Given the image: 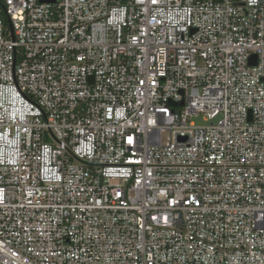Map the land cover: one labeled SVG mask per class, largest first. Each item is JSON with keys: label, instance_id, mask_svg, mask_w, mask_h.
I'll use <instances>...</instances> for the list:
<instances>
[{"label": "built area", "instance_id": "1", "mask_svg": "<svg viewBox=\"0 0 264 264\" xmlns=\"http://www.w3.org/2000/svg\"><path fill=\"white\" fill-rule=\"evenodd\" d=\"M41 1L0 0V264H264V0Z\"/></svg>", "mask_w": 264, "mask_h": 264}, {"label": "rangeland", "instance_id": "2", "mask_svg": "<svg viewBox=\"0 0 264 264\" xmlns=\"http://www.w3.org/2000/svg\"><path fill=\"white\" fill-rule=\"evenodd\" d=\"M196 126H205L207 125L206 121L204 120L203 115H199L196 118H192L191 120Z\"/></svg>", "mask_w": 264, "mask_h": 264}, {"label": "water", "instance_id": "3", "mask_svg": "<svg viewBox=\"0 0 264 264\" xmlns=\"http://www.w3.org/2000/svg\"><path fill=\"white\" fill-rule=\"evenodd\" d=\"M44 1H53V0H44ZM41 2H43V0ZM252 63H254V62L252 61ZM172 106H175V104H172ZM178 106L181 107L182 103H179Z\"/></svg>", "mask_w": 264, "mask_h": 264}]
</instances>
